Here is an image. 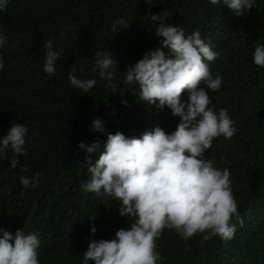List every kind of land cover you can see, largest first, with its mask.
<instances>
[{"label":"trees","instance_id":"obj_1","mask_svg":"<svg viewBox=\"0 0 264 264\" xmlns=\"http://www.w3.org/2000/svg\"><path fill=\"white\" fill-rule=\"evenodd\" d=\"M154 2L149 9L145 0H7L0 10V29L8 38L0 73V138L12 124L29 129L26 155L19 157L17 167L0 159V228L13 236L18 229L36 233L40 264H81L90 239H112L129 226L128 218L118 213L119 201L83 190L90 173L82 165L87 154L78 143L99 140V150L91 154L94 163L109 133L138 138L156 126L168 133L175 130L179 117L166 106L159 110L140 101L138 85L123 83L126 67L160 46L147 12L164 9L173 13L165 23L182 27L185 36L199 30L218 53L209 67L213 76L221 74L223 83L216 92L206 89L209 107L217 113L227 109L237 132L231 139H214L204 155L230 171L243 226L233 216L232 239L216 235L204 243L206 233L185 241L165 229L156 240V250L166 257L161 264H264V68L253 63L254 43H264V0H256L239 17L223 0L219 5L210 0ZM120 17L130 25L114 33L111 25ZM47 39L63 50L54 76L43 71ZM103 49L118 62L115 92L99 79L98 70L92 71L95 53ZM73 68L79 78L96 79V86L87 93L74 88L68 80ZM94 118L106 122L104 133L90 131ZM36 173L41 174L36 188L20 184L21 176ZM90 225L97 230L94 237Z\"/></svg>","mask_w":264,"mask_h":264},{"label":"clouds","instance_id":"obj_2","mask_svg":"<svg viewBox=\"0 0 264 264\" xmlns=\"http://www.w3.org/2000/svg\"><path fill=\"white\" fill-rule=\"evenodd\" d=\"M7 0L0 2V10ZM149 9L154 0H145ZM219 5L221 0H210ZM223 5L236 16L245 15L256 6V0H223ZM173 13L164 9L160 14L147 12L148 20L154 22L155 36L159 47L146 51L142 58L127 66L123 83H135L139 87V100L165 106L173 116L179 117L174 131L166 132L156 126L146 130L140 137H126L117 131L107 134L104 150L93 163L91 154L100 148L99 140L91 144L78 143L86 152L84 163L90 179L82 187L97 198L107 197L119 201L118 213L130 221L127 228L118 229L112 239H90L82 255L81 264H161L166 257L156 250V240L163 230H174L183 240L197 233L203 235L201 243L219 235L227 241L233 238L236 226L231 223L236 216L240 226L243 219L238 215L230 171L215 166V157L206 158L204 153L212 141L220 136L231 139L237 132L228 110L217 113L209 107L211 100L206 89L218 91L222 76H213L209 62L218 57L212 50L211 39L201 37L199 30L185 36L182 27L165 23ZM130 23L125 17L112 23L114 33L127 29ZM150 31V29H149ZM63 33H61V36ZM162 38V39H160ZM8 38L0 29V73L4 72L3 46ZM253 63L264 68V43H254ZM46 54L43 71L49 76L56 74V61L62 57V49H54V40L44 43ZM163 49H167L166 55ZM95 65L100 80L113 92L117 84L118 62L113 53L102 50L95 53ZM71 85L87 93L96 86V79H82L76 70L68 74ZM206 87H202L201 85ZM187 93V100L182 95ZM108 104L107 97L104 99ZM121 103L127 106L126 100ZM105 121L92 120L90 131L105 132ZM29 129L21 123L12 124L6 135L0 138V159L10 161L15 169L19 157L26 155V136ZM38 135V133H33ZM11 152V159L8 153ZM22 170L27 171L24 166ZM40 173L31 178L20 177V184L34 189L40 183ZM23 194V193H22ZM96 216L90 221H94ZM90 225V236L96 233ZM38 235L16 230L15 235L0 228V264H40L37 249Z\"/></svg>","mask_w":264,"mask_h":264}]
</instances>
